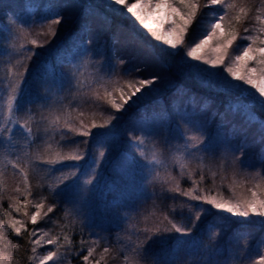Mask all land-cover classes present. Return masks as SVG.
<instances>
[{
    "label": "snow or ice",
    "instance_id": "snow-or-ice-1",
    "mask_svg": "<svg viewBox=\"0 0 264 264\" xmlns=\"http://www.w3.org/2000/svg\"><path fill=\"white\" fill-rule=\"evenodd\" d=\"M110 6H121L125 8L132 17L138 21L147 32L159 42L175 50L177 48H184L185 55L190 58V61H196L198 63H190L188 59L184 60V66L189 73L196 78L203 87L213 89L220 92L231 93L239 91L243 97L251 96L252 99L247 103H231L228 108L233 112H241L244 117V122L247 127H251L253 124L259 125V131L261 135L254 141L248 143L247 141V127L238 126L233 124L228 128L225 121L224 113H213L208 121L194 122L191 118L199 117L207 111L210 107L208 98H202L203 103L196 106V96L194 94L189 96V103L180 107L176 102L174 108L177 112L183 113L185 116H189V119H185L184 123L188 126L189 131L179 129L177 126L178 136L173 135L169 128V136L165 139L164 144L169 148L171 153L169 159L172 161L173 168L168 167L167 161L163 157L162 152L158 149L156 138L159 135L158 129L155 127V117H150L145 114L141 118L144 124L149 121L152 122L153 127L149 131H145L144 127L134 129L129 133V138L133 140L138 148L145 153L144 158L147 160L148 165L151 167L153 173V182L159 183L164 187V191L174 194L175 197L182 196L185 199L181 202L182 207L180 209V221L169 217L167 213L162 215V221L160 227L137 229L136 231H143L145 236L142 241L137 242L129 247L119 246L113 250L108 242L107 238L98 236L95 233L90 235L95 236L91 246L86 250V254L81 257L83 264H109V256L112 259L122 257V264H156L154 257L156 253L149 247V242L155 236L161 235V233L178 234L173 240V248L169 251L175 257L172 260L165 262V264H176L178 260V252L181 248L186 246H194V240L184 239L185 237H191L193 231L197 228L201 222L202 217L209 214L210 208L215 209L217 212H226L233 217H241L247 220L250 216H256L264 218V149H261L260 153V167L256 168L248 163L244 158V152L247 147L252 144L260 143L264 141V120H261L250 109L259 105L264 108V0H259L258 6L255 5V0H232L231 3H225V0H206L205 3H201V0H135L134 3H128L127 0H107ZM216 5H223L224 11L220 13H208V15L217 16V20L211 24V31L206 33V38L199 39L198 42L186 43V37L193 22L196 20L198 13L202 8H209ZM29 9L34 6L29 5ZM47 12L40 17V24L42 28H46L47 32H40L37 35H47L48 37H55L57 33V27L63 23L64 17L56 12L51 5H47ZM255 7V15L251 17L255 21L258 27L250 29L244 27V33L253 31L254 35L241 36L239 32V26L249 20L250 14ZM117 10L118 9H115ZM231 13V15H229ZM15 19V18H13ZM22 28L29 27L27 21H19ZM165 25H168L165 28ZM0 31L7 33L5 37L6 42L11 44V41L16 37L4 26H0ZM216 39L217 43L211 48L210 53L206 50V46L209 45V41ZM237 39L247 40V45L237 46V51L242 48V52L229 54V48ZM50 42V41H48ZM32 48H28L25 44L20 45L22 53H26L22 59L17 61V64H23L24 60H31L35 55L34 49L36 47H43L44 43L32 39L30 41ZM227 61V62H226ZM46 63V62H45ZM124 61H120V67L123 69ZM206 65L208 67H201L200 65ZM222 67L227 73V77H231L229 80L223 76L220 72L210 71L209 69H216ZM27 66H24L23 73L19 75L14 68L10 67L8 71V81L10 84L0 79V83H5V86L9 88V100H8V126H0V146L2 149L13 150L14 145L11 137L13 131L17 129L23 130L24 138L26 140L25 147L29 144H34L36 141V134L33 133L30 121L33 120V114L28 104H21L20 98L23 95L22 84L24 77L27 75ZM45 74H46V70ZM114 70L109 69V74ZM142 71L140 68L123 69L122 75L129 77L121 83L120 80L112 81L108 78L102 77L97 74L91 83L84 87V81L79 79L78 75L73 74L72 71L67 73V85H65V74H60L61 87H69L72 91V101L69 104H61L56 111L61 114L54 115L52 118L42 117V120L46 122V126L43 128V138L45 142L48 139L54 138L57 134L60 136V140L57 142V151L54 155L48 157L40 156L36 154L30 159L25 161V166L21 167L19 161L20 156H16L15 160L10 158V152H5L0 149V164L11 165L13 169L19 171L22 177V185L16 186L13 191L15 196H9L8 206L5 209L2 206L4 200L5 181H4V167H0V213H2V219H0V264H22V260L19 256L14 257L13 252L19 253L22 245L17 242L15 245L9 239L6 234V229L11 231L12 236L27 238L26 242L31 245L30 253L27 256V264H49L50 261L53 264L64 258L65 253H61L60 249L65 248L67 252L74 255H79V251H73L71 235L67 232H63L64 244H60V235L50 236L49 230L37 229L33 227L29 229L27 225L31 223L35 226L39 219L46 217L49 213L53 212L57 204H68L69 209H63L64 220L66 221L64 228H69L67 221L69 217L73 216L71 204L73 201L66 199L65 196L69 192L84 197L86 193L90 192V186L94 183L92 176L95 173H91L90 170L85 172L77 163L76 165L60 167L57 165H64L66 161L79 162L85 159L88 154L87 145L90 143L93 146L99 145L100 147L107 146L102 143L101 138L107 137L111 134L109 132L97 133L95 137L92 135V130L95 128H110L112 122L118 117L115 115L117 112L124 110L125 105L132 101L136 104L142 101L144 98L157 93L160 90L161 85L164 83V77L157 75L155 77H141L133 76V73H139ZM255 74V75H254ZM52 75L55 76V69L52 70ZM39 83L43 77L41 73L36 74ZM15 78V79H14ZM159 81V83H158ZM232 81H240L243 85L250 86L255 92H249L248 89L242 88L239 85L233 84ZM95 84L98 87L93 88ZM113 87L111 90L108 85ZM99 88L104 89L103 96L99 93ZM148 91H142L144 89ZM178 91L187 94L186 90ZM119 93L117 99L115 93ZM141 95L137 97V94ZM258 93V95H256ZM38 95V94H37ZM133 97H137L133 100ZM32 101H29L31 103ZM88 104L90 107L96 109L90 113L92 120L90 123H85V111L83 105ZM110 108V111L105 108ZM24 110L28 120L19 122L16 118L17 115ZM71 109V110H70ZM101 109H104L103 111ZM76 113V121L78 127L72 124V112ZM97 111L103 120L102 123L96 122ZM167 116V113H165ZM220 117V121L216 125L215 138L208 133V126L212 121L216 120V117ZM184 119V116L181 117ZM63 120V123L61 121ZM227 128V134L225 135V129ZM7 131V136L5 135ZM135 131H139V135H135ZM72 135L69 136L68 134ZM75 136H81L89 139L83 141L75 140ZM237 136L242 137L241 144L234 147L231 150V183L227 185V190L230 193L228 198L223 196V193L216 191L215 194L211 190L205 189L202 185L205 180L206 172L213 181L215 186L216 176L220 174L221 182L226 179L223 175V161L220 165V171L214 170L213 159L218 150V141L222 138L229 143L236 139ZM146 137H153L151 141L150 155L148 150L143 146L146 143ZM207 137V139H206ZM182 142V143H181ZM85 145V148L81 150L80 145ZM52 145L48 144V149H51ZM69 149L65 152L63 149ZM199 155H196V154ZM105 155L104 151L99 152V158L102 159ZM28 156V153H25ZM195 163L196 167H191L192 163ZM36 165L45 166L42 169L37 168ZM163 168V172H161ZM46 171L54 174L56 171L61 173L55 186H49L48 191L51 193L53 204L49 205L46 209L45 202L47 196H41L40 199L33 203L29 197L32 196V189L29 184V172L30 171ZM173 170L178 171V176L173 175ZM197 171L199 177L197 178ZM187 179L190 181L188 188L181 187V180ZM71 181V183H68ZM250 185V186H246ZM38 187L42 185L38 184ZM237 188H243L249 195L238 193ZM20 197H23L21 200ZM57 197H60L57 200ZM196 202V203H191ZM32 206L35 211L29 212V206ZM204 205L210 206L204 207ZM176 208H172L171 212L175 214ZM22 216L18 219L16 216ZM43 213V217H42ZM187 220L189 223L185 224L183 221ZM264 222V221H262ZM77 223L73 217L71 220V226L74 228ZM212 222L209 221L206 227H211ZM226 230V229H224ZM39 234V238L37 235ZM221 231L217 230L215 235H220ZM251 233L248 231L236 232L234 236L237 240H242L244 244L243 251L247 250V241L250 238ZM45 237H49L45 239ZM101 240L104 241V247L96 256L97 248L100 246ZM43 244L55 245V250L49 249L45 254L38 255L37 249ZM81 249L83 251L84 241L81 239ZM260 253L256 258H247L248 264H264V242L259 245ZM243 251L238 250V259L236 264H245V256ZM69 264L71 262L69 261ZM208 264H221L219 260H209Z\"/></svg>",
    "mask_w": 264,
    "mask_h": 264
},
{
    "label": "trees",
    "instance_id": "trees-1",
    "mask_svg": "<svg viewBox=\"0 0 264 264\" xmlns=\"http://www.w3.org/2000/svg\"><path fill=\"white\" fill-rule=\"evenodd\" d=\"M206 0H201V3H205ZM232 0H225V3H231ZM240 0H237L239 3ZM251 2V0H249ZM33 5L32 9H29V5ZM259 0H255V5L258 6ZM47 5H51L52 8L59 12L63 17V23L57 27V33L55 37H48L47 35H37L40 32H47L46 28H42L40 24V17L47 12ZM209 8H202L198 13L196 20L191 25L188 35L186 37V43L198 42L202 36L203 30L200 29L199 25L201 18L206 14ZM215 13L224 11L223 5H216L211 10ZM231 15V13H229ZM255 15V7L253 12L250 14V18L244 24L239 26V30L244 27L250 29L258 27L251 17ZM15 18V19H13ZM19 21H27L29 27L27 30L21 27ZM128 14L122 10H114V7H110L107 0H0V26H4L16 37L11 41V44L6 42L5 37L7 33L0 31V79L8 81V71L12 67L15 69L17 74L23 73L24 66H27V75L24 77V82L21 85L23 88V95L20 98V102L28 104L35 111L41 115H46L44 112L50 110L56 111L61 104H69L72 101V96L68 94L71 90L69 87H61L60 74H65V85H67V69L65 64L68 66L74 62L76 67V74L79 76L81 81H84V87L91 83L93 78L99 74L102 77L108 78L112 81H122L129 77L122 75L123 69L140 68L142 71L139 73H133V76L141 77H155L157 75L164 77V83L161 85L160 90L144 98L139 103H132L129 101L125 108L121 112H117L115 115L118 119L112 122L110 128H95L92 130L93 137L97 133L109 132L111 134L107 137H102V143L106 144L105 147L99 145L93 146L92 143L87 145L89 149L97 147L99 151H104L105 155L102 158L100 164V170L105 174L108 181L115 182L113 173L115 170L125 173L128 172L127 176L137 174V167L141 163H145V154L140 148L129 138V133L139 127H144L145 131L151 130L153 124L149 121L144 124L141 120L145 114L150 117H155V127L159 131V135L156 138L158 149L162 152L163 157L167 161L168 167L173 168L172 161L169 159L171 153L169 148L165 146L164 141L169 136V128L173 135L178 136L177 126L179 129L189 131L188 126L184 123L185 119H189V116H185L183 113L177 112L174 108V103L183 107L189 103V96L194 94L196 96L197 108L203 103L202 98H208L210 107L205 111L197 121H208L213 113H224L225 121L228 128L233 124L238 126L247 127L244 122V117L241 112L233 114L228 108L231 103H247L252 99L251 96L243 97L239 91L231 93H225L216 91L213 89L205 88L201 83L189 73L187 68L182 64V56H185L184 48H177L175 50L164 45L162 42L156 41L149 33H146L139 29L134 23H132ZM168 25H165L167 28ZM252 27V28H251ZM254 35L255 33H251ZM36 39L39 42L44 43L43 47H36L34 49L35 55L32 56L31 60H24L23 64H17V61L22 59L26 53H22L20 49L21 44H25L28 48H32L30 41ZM50 41V42H48ZM120 61H124L123 69L120 67ZM46 62V63H45ZM69 63V64H67ZM77 65V66H76ZM112 68L114 71L109 74V69ZM55 69L56 75H52V70ZM46 70V74L45 71ZM223 70V68H222ZM67 71V70H66ZM40 72L43 79L37 83L36 74ZM223 73H227L223 70ZM255 75V74H254ZM231 79V77H229ZM15 79V78H14ZM159 83V81H158ZM233 84L243 85L240 81H232ZM38 84L42 87L40 93L34 94ZM49 86L52 94L47 100L46 104H42L43 87ZM93 88L98 86L93 84ZM109 89L113 85H108ZM248 88H250L248 86ZM246 88V89H248ZM180 90H186L187 94H184ZM252 90L251 88L248 89ZM142 91H148L144 89ZM255 92L253 91H249ZM101 96L104 94V89L99 88ZM258 94V93H257ZM256 94V95H257ZM37 95V97H36ZM141 94L138 93L137 97ZM35 96V97H34ZM116 98H119V93H115ZM137 97H133L136 100ZM6 100L4 107L8 108L9 100V88L5 86V83H0V100ZM264 99V98H263ZM29 101H32L29 103ZM43 105V106H42ZM110 111V108H107ZM83 110L86 115L84 117L85 123H90L92 116L90 113L96 111V109L90 107L88 104L83 105ZM102 111L104 109H101ZM254 112L261 120H264V108L259 105L250 109ZM21 113V112H20ZM58 113V112H56ZM167 113V116H165ZM61 114V113H60ZM184 116V119L181 117ZM97 123H102L103 120L97 111L95 117ZM220 121V117L217 116L215 121H212L208 126V133L215 138L216 125ZM72 124L79 126L76 121V113L72 116ZM63 123V120L61 121ZM46 126V122L44 124ZM1 126V125H0ZM7 129V127L5 128ZM259 125L253 124L251 127H247V141L251 144L252 141L256 140L260 135ZM7 132V131H6ZM139 131H135V135H139ZM227 134V128L225 129V135ZM7 136V133H5ZM69 136L72 134L69 133ZM85 137L75 136V140L83 141ZM207 139V137H206ZM242 137L237 136L236 139L230 143L224 139L218 141V150L213 159L214 170L220 171V165L223 161V175L226 179L221 182V176L218 174L215 180V186L213 185L212 179L206 172L203 187L207 190L216 191L223 193L225 198H228L230 193L227 190V185L231 183V150L241 144ZM51 140L57 145L60 140V136L57 134ZM153 137H146V143L143 146L146 150L150 151L151 141ZM182 143V142H181ZM56 145H54L56 147ZM81 150L85 148V145H80ZM261 149H264V141L260 143L252 144L247 147L244 152L245 160L256 168L260 167V153ZM63 151H69L65 148ZM53 155L55 151L52 149ZM136 156H141V163L136 159ZM196 155H199L198 153ZM78 162L66 161L64 165L57 166L67 167L76 165ZM84 163V162H83ZM83 163H78L79 166ZM191 167L195 168L196 165L193 162ZM115 169V170H113ZM163 172V168L160 169ZM113 171L111 174L110 172ZM13 178L20 177L13 175L10 171H6ZM6 175V178L9 177ZM173 175L178 176V171L173 170ZM153 173L150 174L149 178L145 179L143 188L140 184H137L139 191L137 195L132 198L131 201H122L115 205H108V201L94 197L92 191L85 194L84 199L86 204L84 210L90 212V218L93 217V223L85 227L81 221H77L74 228L71 226L72 218L69 217L67 223L68 228H64L66 221L63 216V209H69L68 204H57L54 209V213L57 216L56 224L52 227L47 228L52 236L60 235V244H64L63 232H67L71 235L72 249L78 251L81 249L82 235L89 233H95L100 237L107 238V242L110 247L116 249L119 246L129 247L139 241H142L145 233L143 231H136L137 229H143L145 227L155 228L160 227L162 221V215L167 213L170 218L175 219L178 223L180 221V209L182 207L181 202L185 199L182 196H176L173 200L172 193L164 191V187L153 182ZM199 172L197 171V178ZM7 182V181H6ZM190 181L187 179L181 180V187L188 188ZM15 188V186H13ZM48 186H45L42 190V196H47V203L53 204L55 201L52 198L51 193L48 191ZM116 191V190H115ZM114 190H111L106 197H111L115 194ZM6 197L2 202V206L6 209L9 203L8 197L15 196L16 193L11 188L8 190L5 188L4 191ZM69 193L65 196L68 199ZM105 196V194H104ZM23 200V197H20ZM31 200V197H29ZM60 197H57L59 200ZM196 203V202H191ZM204 207L210 208L208 205ZM30 208V206H29ZM28 211L30 212V209ZM172 208H176L175 214L171 212ZM115 210H119L120 214L118 219H113ZM31 213V212H30ZM2 217V213H0ZM16 216L15 213H13ZM0 217V219H1ZM21 219L22 216H16ZM89 221V219H87ZM118 222L116 224V222ZM211 221V227H206L208 222ZM185 224L189 222L183 221ZM226 229V230H224ZM220 230V235H215L216 231ZM248 231L251 233L250 238L247 241V250L243 251L244 244L242 240H237L234 236L236 232ZM9 239L13 245L19 242L22 247L19 253L13 252V256H19L22 260V264H27V256L31 255L30 247L26 242V237H14L7 231ZM178 234L161 233L159 236L153 237L149 242V247L156 253L154 260L156 264H165V262L174 259L175 257L169 251L173 248V240ZM184 239L194 240V246H186L181 248L178 252V260L176 264H208L209 260L216 259L224 264H236L238 259V250L243 251L245 256V264H248L247 258H256L260 253L259 245L264 242V222L248 218L247 221L239 222L235 221L226 212H217L215 209L210 208V212L207 216L202 217L201 222L197 228L193 231L191 237H185ZM86 243L85 240H83ZM104 244L101 240L100 245ZM84 246V245H83ZM85 249V247L83 248ZM71 264L77 262V255L70 254ZM78 258V257H77ZM122 258V257H121ZM69 264V262H68ZM152 264V261H149Z\"/></svg>",
    "mask_w": 264,
    "mask_h": 264
},
{
    "label": "rangeland",
    "instance_id": "rangeland-1",
    "mask_svg": "<svg viewBox=\"0 0 264 264\" xmlns=\"http://www.w3.org/2000/svg\"><path fill=\"white\" fill-rule=\"evenodd\" d=\"M128 3H134L135 0H127ZM113 7V6H110ZM216 6H212L209 7L208 11L206 12V14L201 18V22H200V29L203 30L202 32V36L200 37V39H204L206 38V33L211 31V24L213 22H215L217 20V16L214 15H208V13H213L211 10L213 8H215ZM115 9H118L119 11L124 10L128 16L133 19L132 23H134L139 29H141L142 31L147 32L146 29H144L141 25H139L138 21L135 20L134 17L131 16L130 13L127 12V10L125 8H122L121 6H114ZM252 20V19H251ZM252 28V27H251ZM244 29V28H243ZM239 30L240 35L244 36V35H252L251 33H254L253 31H250L249 33H244V31ZM24 30H27L26 28H24ZM217 43L216 39L214 38L213 40L209 41V45L206 46V50L209 51L211 48ZM249 43V41L247 40H242V39H237L233 45L229 48V54H233V53H237L239 54V52H242V48L239 49V52L237 51V46L239 45H247ZM179 49V48H178ZM188 59L190 63H198L196 61H190V58H187L186 55L182 56V64L184 65V60ZM227 62V61H226ZM69 64V63H67ZM64 66H66V73H69V71H72L73 74H76V67L74 62H72L71 64H69L68 66L65 64ZM77 66V65H76ZM201 67H208L206 65H200ZM185 67V66H184ZM186 68V67H185ZM210 71H215V72H220L223 76L227 77L226 74L223 73L222 67H218L216 69H209ZM229 80H231L229 77H227ZM124 82V81H122ZM242 88H248L247 85H239ZM250 87V86H249ZM42 87L38 84L36 91H34V94H39L41 91ZM250 89V88H248ZM43 95H42V104H46L48 98L50 97V94H52L51 89L49 86L43 87ZM249 90V91H253ZM255 91V90H254ZM72 96V91H70L68 94H66V96ZM258 95V94H257ZM35 97V96H34ZM37 97V95H36ZM263 99V98H262ZM7 102L6 100H0V125L3 127H7L8 126V108L4 107L3 105H5ZM21 104H24L23 102H20ZM59 106L61 105V102H59ZM42 105V106H43ZM65 105V104H64ZM29 106V105H28ZM30 107V106H29ZM31 112L33 114V120L30 121V125L32 127L33 133L36 134V141L34 144H29L27 147H25L26 144V140L24 138V133L23 130L19 129L17 126V129H15L13 131L11 140L13 145L15 146L13 150H7V149H2V146H0V149H2L5 154H8L10 152V158L15 160L16 156H20L21 159L19 161V164L21 167L25 166V161L30 159L32 156L39 154L40 156H44V157H48L50 155H53L52 149L54 151H57V147H55L54 145H56L51 139H48V142H45V138H43V128L45 127V121L42 120V117H47V118H52L54 115L60 114V113H56L57 111H52L49 109V111L46 110V112H44L46 115H41L39 114L37 111H35L32 107H30ZM71 110V109H70ZM74 115V111L72 112V116ZM18 119L19 122H24L26 120H28V117L25 113V111L22 109L21 113H19L16 117ZM5 133H7L5 131ZM51 144L52 147L51 149H48V144ZM28 153V156H25V153ZM67 152V151H65ZM99 150L97 149V147L94 148H89L88 149V154L85 156L84 160L79 161L80 163H83L81 165V169L84 170L85 172H88L90 170L91 173H95L94 176H92L91 178L93 179L94 183L90 186V191H92L94 194V197L97 198V201H100V199H102V201L107 200L108 201V205H115L119 202L122 201H131L132 198L134 196L137 195V192L139 191V188L137 186V184H140L141 187L143 188L144 186V181L146 178L150 177V174L152 173L151 171V167L148 165L147 160L145 161V163H141V156H136L137 161L139 162L140 165H138L137 169V174L136 176L134 174H131L129 176H127L128 172H124L125 169L123 170V172H119L118 170H115L114 173L113 171H111L110 173H113V177H114V181L115 182H110L108 181V179H106L105 174H103V172H101L102 170H100V164L105 165L102 162V159L99 158ZM149 155H150V151ZM55 154V153H54ZM145 154V153H144ZM78 162V163H79ZM60 166V165H57ZM0 167H4V187L7 188L8 190H10L11 188L14 189L13 186H20L21 188H23L22 185V177L20 176V173L18 170L13 169L11 167V165H3L0 164ZM37 168H43L45 166H40V165H36ZM6 171H10L13 175L18 176L21 178V180H17L18 178H13L10 176V174ZM9 174V177L6 178V175ZM61 176V173L59 171H56L54 174L52 173H48L46 171L40 170V171H30L29 172V184L31 186L32 189V196H31V201L33 203L37 202L40 197L42 196V190H44L45 186H55L57 183L58 178ZM7 181V182H6ZM68 183H71V181H69ZM39 185H42V187H38ZM246 186H250V185H246ZM111 190H116L115 194L112 195L111 197H106L107 194L109 192H111ZM237 192L238 193H243L245 195H249V193H247L245 191V189L243 188H237ZM70 196H68V199L73 201V203L71 204V209L73 211V216L71 217L73 219V217L77 220V221H81L83 223V225L85 227L89 226L90 224L93 223V217L90 218V212L88 210H84V206L86 204V200L84 199V197H81L77 194H75L74 192H69ZM105 194V196H104ZM4 196L6 197L5 193ZM4 197V199H5ZM23 199V198H22ZM50 204H48L47 202H45V208L44 210L46 211L47 207ZM30 212H34L35 209L30 205ZM115 215L113 217V219H118L117 217L119 216L120 212L119 210H115ZM228 214V213H227ZM1 215V214H0ZM229 217H231L232 219H234L236 222H244L247 221L244 218L241 217H233L230 214H228ZM1 217V216H0ZM42 217H43V213H42ZM252 219L257 220L258 222L260 221H264V218L261 217H256V216H250ZM57 216L55 215L54 212L49 213L46 217H43L41 219H39L38 223L33 226L31 223H29L27 225V227L29 229H32L33 227L37 228V229H44V230H48L47 228L52 227L53 224H56ZM2 219V217H1ZM89 219V221L87 220ZM116 222V221H115ZM118 222H116L117 224ZM88 228V227H87ZM6 231V230H5ZM11 233L10 230H7ZM52 233V232H51ZM50 233V236H52V234ZM91 233H89L87 231L86 235H82L83 240L86 241V243H84L83 248L85 247V249L83 251H80V249L78 250L80 252L79 255L76 256V258L74 260L77 259V262L75 264H83L81 257L83 255L86 254V250L89 246H91L93 239H95V236L90 235ZM35 238H39V234L37 235V237ZM49 237H45V239H48ZM13 244V243H12ZM105 245L102 244L97 248L96 251V256L99 255L100 251H102L103 247ZM56 246L55 245H47V244H43L42 242V246L38 247L37 249V254L38 255H43L45 254L49 249L51 250H55ZM112 248V247H111ZM113 250H115L114 248H112ZM61 253H65V256L63 259L59 260L57 262V264H68L69 260L71 259L70 256V252H67L65 248H61L60 249ZM78 257V258H77ZM109 264H122V258L118 257L117 259H112L111 256H109ZM36 264H38V261L36 262ZM49 264H53L52 261L49 262ZM74 264V262H73ZM224 264V263H221Z\"/></svg>",
    "mask_w": 264,
    "mask_h": 264
}]
</instances>
